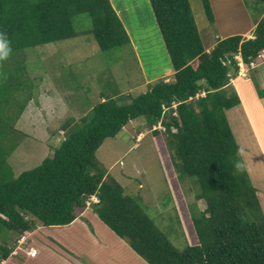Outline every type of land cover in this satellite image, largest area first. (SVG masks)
<instances>
[{"label":"trees","instance_id":"16d2710c","mask_svg":"<svg viewBox=\"0 0 264 264\" xmlns=\"http://www.w3.org/2000/svg\"><path fill=\"white\" fill-rule=\"evenodd\" d=\"M202 2L213 23L211 3ZM150 3L174 80L148 84V91L131 103L107 98L80 120L81 126L74 128L72 120L65 123V139L34 169L15 176L6 163L7 156L0 158V262L13 252L7 244L12 233L23 235L39 226L69 225L96 196L99 202L91 204L94 213L148 264H264V212L226 116L241 104L231 86L239 74L236 57L247 66L264 60V16L253 38L227 37L208 52L189 0ZM82 14L91 17L93 26L79 33L74 20ZM0 31L6 33L12 48L0 59V78L5 68L24 70L21 53L26 56V51L38 46L85 34H92L103 52L131 42L110 0H0ZM11 60L15 62L12 67ZM14 85L23 83L17 79ZM174 104H178L176 108ZM25 107L20 105L16 116L3 120L8 107L0 106V138H9L12 129L8 121L16 122ZM140 117L149 128L160 123L165 129L152 134L154 138L163 134L164 146L157 144L156 149L166 169L179 222L186 237L191 236L182 251L143 210L140 199L128 195L96 159L106 139L115 138ZM174 167L193 181L195 201H204V210L177 198L179 182Z\"/></svg>","mask_w":264,"mask_h":264},{"label":"rangeland","instance_id":"374dc122","mask_svg":"<svg viewBox=\"0 0 264 264\" xmlns=\"http://www.w3.org/2000/svg\"><path fill=\"white\" fill-rule=\"evenodd\" d=\"M110 1L129 32V45L103 52L92 34L79 35L73 39L29 49L26 56L21 53L20 67L23 68L24 65L25 68L22 71L17 72L11 68L3 70L0 78V106L8 108L2 119L9 120L8 115L16 116L18 107L26 105L16 122L8 121V127L12 129L9 138H0V158L5 160L7 156L6 163L10 165L15 176L38 167L46 157L52 156L53 149L65 139L66 130H62L63 125L72 120L74 128L81 126L80 120L102 102V97H116L122 103H131L132 99L148 91V84L163 79L166 82L174 80L172 62L150 0ZM189 1L204 47L211 51L218 39L216 35L224 33V29L208 20L202 0ZM209 2L211 3V0ZM244 2L216 0L218 12L214 11L213 16L216 15L222 23L238 20L242 26L248 22L243 6L246 5L249 13L254 16L264 11V0ZM92 26L93 20L87 14L78 15L74 20L76 32L83 33ZM236 59L239 62L238 76L241 73L243 78H256L257 72L259 73L257 81L260 86L256 82V89L260 94L258 98L264 99L262 72L257 71L260 61L255 62L253 66H247L240 56ZM9 64L12 67L15 62L11 60ZM17 79H20L23 86L14 85ZM235 79L231 80V86L238 92ZM4 81L7 82L5 86ZM243 97V105L227 111L226 116L241 147L242 162L252 184L259 191L258 196L264 212V160L258 156L260 148L264 154V124L261 123L264 120V105L261 104L262 109L256 108V101H252L254 95L250 90L245 92ZM239 98L241 100L240 96ZM251 126L260 134V140L254 137ZM154 130L165 132L160 123L149 128L144 117L132 120L115 138L105 140L96 153V159L100 168L114 177L128 195L140 199L143 210L169 237L173 245L182 251L187 247V241H191V236L186 237L185 229L179 222L166 169L156 149L157 144L164 146L163 134L154 138ZM174 169V178L179 182V189L175 192L177 198L183 199L181 202L186 200L191 207L196 205L200 211L204 210L205 202L195 201L193 181L182 176L178 168ZM88 208L91 211L93 209L92 206ZM81 219L89 230H93L100 238H116L111 233L113 231L102 225V221L92 222L84 217ZM78 226L77 230L81 231V226ZM32 232L23 235L12 233L7 244L13 252L0 264H50V259L46 260L48 254H42L41 248L45 241L41 239V232L31 234ZM54 232H51V238L47 239L52 240V237L62 235L70 240L71 231ZM192 242L197 243L194 235ZM80 244L85 243L74 240L75 248L72 249L75 254L79 253L76 246ZM29 247L39 251L36 259L25 255L24 250ZM69 250L64 249L68 255L73 256ZM74 257L77 258L75 255ZM83 258L79 259L82 264H90L85 252Z\"/></svg>","mask_w":264,"mask_h":264},{"label":"crops","instance_id":"0c3cea01","mask_svg":"<svg viewBox=\"0 0 264 264\" xmlns=\"http://www.w3.org/2000/svg\"><path fill=\"white\" fill-rule=\"evenodd\" d=\"M242 1H243V3H245L244 0H242ZM240 3H241V0H240ZM216 6L218 7L216 0H211V7L213 10V13H214V11L218 12V11H216ZM243 9L245 10V15H247V17H248V18H246V19H248V22L242 24V26L240 25V22H238V20L237 21L231 20L229 22L222 23V22H220L221 20L219 18H216V15H214L213 24L216 23L217 27H219L220 29L221 28L224 29V33L219 34L218 36L216 35V38L218 37L216 43L220 40H223L224 38L235 36V35H241L243 37V39H251L254 37L255 28H256L257 24L259 23V21L264 16V11L262 13H260V15L254 16V15H252L253 13H249L246 5L243 6ZM124 26H125V24H124ZM126 31L129 35L128 30H126ZM130 41H131V39H130ZM206 50L209 51L208 49H206ZM259 63L260 64L257 68V71L261 70V72H262L261 76L263 78L262 83L264 85V60H260ZM258 77H259L258 72H257L256 78H251L248 76L243 78V75H241V73H240V75L235 79V81H236L235 85H237V87H238L237 94L241 97V104L242 105L244 102V97H243L244 93L250 90L254 95L252 101L253 102L256 101V104H255L256 108L262 109L261 104L263 103V105H264V99L258 98L259 92H257V89H256V82H257L258 86H260V83L257 81ZM112 98H116V97H112ZM256 98H258V99H256ZM105 99H107V98L102 97L101 100L104 101ZM261 123L264 124V120ZM251 128H252V132H253V135L256 138V140H260L261 138H260V134L258 133V131L254 130L253 128H255V127H253V126H251ZM250 137L253 138V136H250ZM259 148H260V146H259ZM241 152H242V150H241ZM258 156L260 157L261 160H264V154H262L261 148H260V154H258ZM251 175H252V172H251ZM258 194H259V191H258ZM81 217H84L87 220L89 218V220L92 222L99 221L100 223H102L101 220L98 218V216L94 213L93 209L91 211L90 208H86V209L78 212L76 220L69 225L58 226V227H40L39 226V228L34 231V232H38V231L41 232V234H40L41 239H44V241H45V244L42 245V248H41L42 254L44 252H46L48 254L46 260L50 259V264H55L52 262H56V264H60V263L61 264H82L79 261V259H84L83 258V252H85V254L90 259V264H148L124 240L117 237L113 232H111V233L116 238H114L112 236H106V238H100L97 235V233H95L93 230L90 231L87 224L81 219ZM78 225L81 226V231L77 230L79 227ZM102 225H104V224L102 223ZM54 231H57V232L71 231L70 232L71 233L70 240H68L67 238H64L62 235H58V234H57L58 237H55V238L52 237V240L47 239L48 237L51 238V232L55 233ZM34 232H32L31 234H33ZM42 236H44L46 238H42ZM74 240H78L79 243H81V242L85 243V244H80V245L76 246L77 252H79L77 254H75L74 250L72 249V248H75L74 247ZM35 242H36V240H35ZM86 244H87V246H86ZM66 247L70 249L69 252L71 254H73V256L68 255L67 252L64 251V249L67 250ZM31 250L37 252V255L35 257H31L30 255H28L29 251H31ZM24 251H25V255L30 257V258L36 259L39 256V251H37L33 247L25 248ZM74 255L77 258H75ZM63 257H65L68 260L63 259Z\"/></svg>","mask_w":264,"mask_h":264},{"label":"clouds","instance_id":"9594fccd","mask_svg":"<svg viewBox=\"0 0 264 264\" xmlns=\"http://www.w3.org/2000/svg\"><path fill=\"white\" fill-rule=\"evenodd\" d=\"M11 51H12L11 44H10V41L6 38V33L0 31V59L6 58ZM98 202H99L98 198L96 196H92L88 200L86 208L90 207L92 203H98ZM31 252H36V251L31 250L29 251L28 255H30ZM36 255H37V252L35 256Z\"/></svg>","mask_w":264,"mask_h":264},{"label":"built area","instance_id":"2783aa9c","mask_svg":"<svg viewBox=\"0 0 264 264\" xmlns=\"http://www.w3.org/2000/svg\"><path fill=\"white\" fill-rule=\"evenodd\" d=\"M261 56H262V58L264 59V52L262 53V55H261ZM254 63H255V62H252V63H251V66H253V65H254ZM173 107H175V108H176V106H175V105H174ZM174 115H176V113H175ZM35 254H36V252H31V253H30V256H31V257H33V256H35Z\"/></svg>","mask_w":264,"mask_h":264},{"label":"bare ground","instance_id":"6f19581e","mask_svg":"<svg viewBox=\"0 0 264 264\" xmlns=\"http://www.w3.org/2000/svg\"><path fill=\"white\" fill-rule=\"evenodd\" d=\"M242 72H243V70H242Z\"/></svg>","mask_w":264,"mask_h":264}]
</instances>
